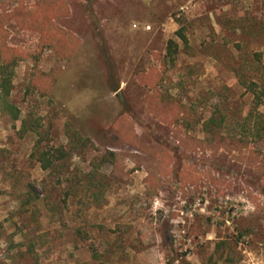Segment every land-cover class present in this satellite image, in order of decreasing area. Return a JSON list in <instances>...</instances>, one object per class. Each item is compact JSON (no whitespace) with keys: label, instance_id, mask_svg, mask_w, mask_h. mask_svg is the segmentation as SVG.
I'll list each match as a JSON object with an SVG mask.
<instances>
[{"label":"rangeland","instance_id":"rangeland-1","mask_svg":"<svg viewBox=\"0 0 264 264\" xmlns=\"http://www.w3.org/2000/svg\"><path fill=\"white\" fill-rule=\"evenodd\" d=\"M263 13L264 0H0V63H14L0 264H264L247 88L264 89ZM212 117L250 146L188 150L212 140ZM59 147L44 170L34 152Z\"/></svg>","mask_w":264,"mask_h":264},{"label":"trees","instance_id":"trees-1","mask_svg":"<svg viewBox=\"0 0 264 264\" xmlns=\"http://www.w3.org/2000/svg\"><path fill=\"white\" fill-rule=\"evenodd\" d=\"M18 18L21 19L22 18L21 15H18ZM20 19H19V22H21ZM29 20L31 21L33 19H29ZM260 21H261L260 27L264 30V13L262 14ZM26 27L29 28L30 24L27 23L25 25V28ZM178 36L184 42H187L186 36L181 31L178 32ZM172 48L174 49L178 48V44L173 40L169 41L168 43V49L170 51V54L172 53L171 52ZM13 64H14L13 62L0 63V94H1L0 99L3 100L4 107L9 112L14 111V106L8 101V97L10 96V93L13 88V84H12V79L14 76ZM247 88L255 96L254 104H253V107L250 113V116L253 117V119L255 120L254 121V131L256 135L263 138L264 137V115L260 113L258 109L263 102L262 98L264 96V89H259L256 83H250L249 87ZM222 123L223 121L221 119H216L215 117H212L209 121L205 123V132L207 134H211L212 140L199 141L197 143H193L190 146L186 145L187 149L188 150H203V151L206 149H209L213 151L214 153H218L222 149L229 151V152H234L236 150H242L243 148L250 146L249 142L244 139H238L235 137H226V136H223L222 133L219 131H214V130L211 131V124L216 126V125H222ZM34 156L42 164V168L44 170H48L53 165L54 160H60L61 158H63L64 149L62 147H59L51 151H44V152L35 151ZM223 244H225L224 241L219 243V245H223Z\"/></svg>","mask_w":264,"mask_h":264},{"label":"crops","instance_id":"crops-1","mask_svg":"<svg viewBox=\"0 0 264 264\" xmlns=\"http://www.w3.org/2000/svg\"><path fill=\"white\" fill-rule=\"evenodd\" d=\"M122 21H123V24H124V22H125L126 20L124 21V19H123ZM123 24H122V25H123Z\"/></svg>","mask_w":264,"mask_h":264}]
</instances>
